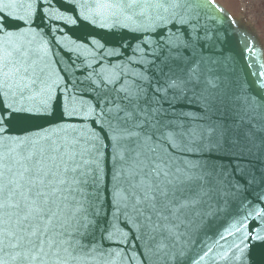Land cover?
Returning a JSON list of instances; mask_svg holds the SVG:
<instances>
[{
  "label": "snow or ice",
  "instance_id": "1",
  "mask_svg": "<svg viewBox=\"0 0 264 264\" xmlns=\"http://www.w3.org/2000/svg\"><path fill=\"white\" fill-rule=\"evenodd\" d=\"M33 3L6 0L4 7L24 14L5 13L0 7V89H10L9 80L19 71L3 70L10 57L26 55L16 43L21 33L9 31L4 19L27 23ZM186 3L110 0L99 6L114 9L113 15L125 20L155 17L148 27L155 22L167 27L169 22L189 25L180 13ZM167 44L168 55L157 56L159 64L151 62L152 75L142 76V85L124 90L122 102L107 109L105 123L99 125L107 139L103 145L87 124L9 137L7 116L0 112V264H108L121 253L106 249L104 243H120L114 240L117 236L127 242L129 234L122 225L131 224L142 230L135 239L152 241L160 264H199L212 251L198 246V240L204 243L200 222L220 211L222 200L257 179L253 159L264 150V139L257 144L253 130L264 132V125L257 127L253 120L264 119V83L256 82L260 91L254 96H231L221 90L219 78L210 75V57L194 58L191 45L176 33L169 35ZM181 46L188 55H173ZM50 100H41L43 111ZM193 101L198 111L177 108ZM65 115L72 113L66 108ZM94 117L89 106L77 118L96 123ZM109 145L120 168L102 198L101 148ZM259 179L264 182V174ZM220 259L227 261L228 254Z\"/></svg>",
  "mask_w": 264,
  "mask_h": 264
},
{
  "label": "water",
  "instance_id": "2",
  "mask_svg": "<svg viewBox=\"0 0 264 264\" xmlns=\"http://www.w3.org/2000/svg\"><path fill=\"white\" fill-rule=\"evenodd\" d=\"M5 2L0 0L3 12L24 14L22 9L4 7ZM105 2L110 0H35L29 9L31 17H25L27 23L4 19L9 31L21 33L16 43L26 54L14 53L8 68L3 69H19L9 80L11 88L0 89V112L7 116L5 135L23 138L42 129L51 131L63 125L79 129L87 124L101 137V145L107 143L99 128L105 123L107 109L122 102L124 90L142 85V76L152 75L151 62L159 64L156 57L169 53L171 33L191 45L194 58L201 54L211 58L207 67L212 69L210 75L219 78L221 90L231 96H254L260 91L256 82L264 83V76L259 75L264 73V0H187L180 13L189 25L169 22L167 27L159 22L148 27L155 17L125 20L113 15L114 9L99 6ZM172 54L187 56L188 52L181 46ZM45 96L51 97L47 112L40 103ZM9 104L18 110H9ZM89 106L94 109L96 123L77 118ZM66 108L71 116L65 115ZM177 108L198 111L194 101ZM253 123L259 127L264 119L257 117ZM253 134L257 144L264 139L262 131L254 129ZM101 151L100 184L102 198H106L120 164L112 160L110 145ZM257 157L253 159L256 181L226 202L222 200L217 205L220 211L200 222L204 243L200 245L198 240V246L212 251L199 264H264V240L251 239L264 236V182L259 179L264 174V150ZM122 230L129 234L127 242L117 236L114 240L120 243H104L106 249L121 253L119 258H109L108 264H160L152 241L135 239L142 230L135 224L122 225ZM224 253L227 261L220 259Z\"/></svg>",
  "mask_w": 264,
  "mask_h": 264
}]
</instances>
